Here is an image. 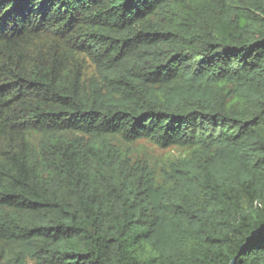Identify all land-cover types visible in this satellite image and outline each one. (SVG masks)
<instances>
[{
	"label": "trees",
	"instance_id": "trees-1",
	"mask_svg": "<svg viewBox=\"0 0 264 264\" xmlns=\"http://www.w3.org/2000/svg\"><path fill=\"white\" fill-rule=\"evenodd\" d=\"M233 261L264 264V0H0V264Z\"/></svg>",
	"mask_w": 264,
	"mask_h": 264
},
{
	"label": "rangeland",
	"instance_id": "rangeland-1",
	"mask_svg": "<svg viewBox=\"0 0 264 264\" xmlns=\"http://www.w3.org/2000/svg\"><path fill=\"white\" fill-rule=\"evenodd\" d=\"M85 81L88 89L91 85H96L98 83V74L91 65H89L87 69ZM28 138L34 151H38L43 143V135L39 133H29ZM113 142L124 150L133 161H140L141 163L155 165L157 167L168 164L188 153L186 149L178 147L160 148L146 140H139L134 143H124L120 140H113Z\"/></svg>",
	"mask_w": 264,
	"mask_h": 264
},
{
	"label": "water",
	"instance_id": "water-1",
	"mask_svg": "<svg viewBox=\"0 0 264 264\" xmlns=\"http://www.w3.org/2000/svg\"><path fill=\"white\" fill-rule=\"evenodd\" d=\"M231 264H235V261H233Z\"/></svg>",
	"mask_w": 264,
	"mask_h": 264
}]
</instances>
